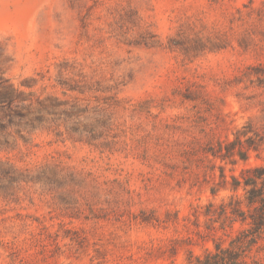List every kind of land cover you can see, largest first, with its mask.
Listing matches in <instances>:
<instances>
[{
    "label": "rangeland",
    "instance_id": "1",
    "mask_svg": "<svg viewBox=\"0 0 264 264\" xmlns=\"http://www.w3.org/2000/svg\"><path fill=\"white\" fill-rule=\"evenodd\" d=\"M0 81V264H181L264 165V0H0Z\"/></svg>",
    "mask_w": 264,
    "mask_h": 264
},
{
    "label": "trees",
    "instance_id": "2",
    "mask_svg": "<svg viewBox=\"0 0 264 264\" xmlns=\"http://www.w3.org/2000/svg\"><path fill=\"white\" fill-rule=\"evenodd\" d=\"M18 96L13 86L0 81V111L10 108ZM237 145H241L238 137L219 144L211 154L233 165L236 155L246 161V152H237ZM250 147L247 143L243 149L248 151ZM221 189L230 194L219 202L210 200L205 205H197L192 214L197 221L196 228L199 218L204 219L205 230H197L198 239L203 244L211 242L212 246L196 254L190 247L198 245L197 241L190 237L171 239L167 247L169 257H174L178 247L184 244L186 257L181 264H264V165L242 169L238 176L231 175L230 181L221 170L218 186L210 189L211 196L215 198ZM141 221L150 223L145 218Z\"/></svg>",
    "mask_w": 264,
    "mask_h": 264
}]
</instances>
